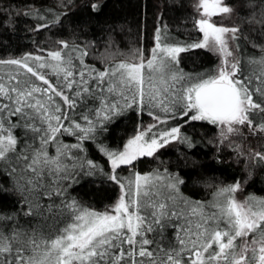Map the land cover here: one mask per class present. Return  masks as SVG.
Returning <instances> with one entry per match:
<instances>
[{
  "label": "snow or ice",
  "instance_id": "1",
  "mask_svg": "<svg viewBox=\"0 0 264 264\" xmlns=\"http://www.w3.org/2000/svg\"><path fill=\"white\" fill-rule=\"evenodd\" d=\"M190 6L195 38L175 36L165 6L148 0L145 15L159 8L151 47L116 58L109 35L96 62L95 39L36 38L63 28L82 7L76 0L0 8L13 29L20 16L32 21L34 45L0 56V194L13 202L0 211V264H264V196L237 195L264 166V151L251 146L264 144V0H249L258 39L214 19L236 12L229 0ZM86 7L98 15L102 0ZM197 50L215 62L186 69L184 55ZM132 116V132L115 139L117 123ZM170 150L171 166L162 158ZM146 157L157 161L149 171L138 168ZM226 157L245 158L247 177L221 181L211 199L185 193L189 183H211L195 179L204 160ZM84 185L111 186L115 198L86 203L77 192Z\"/></svg>",
  "mask_w": 264,
  "mask_h": 264
},
{
  "label": "trees",
  "instance_id": "2",
  "mask_svg": "<svg viewBox=\"0 0 264 264\" xmlns=\"http://www.w3.org/2000/svg\"><path fill=\"white\" fill-rule=\"evenodd\" d=\"M9 0H0V8L6 7ZM12 3L22 5L31 2V0H11ZM46 6L55 5L57 0H40ZM153 4L164 5V19L168 22L171 31L175 36L185 38L186 36L196 37L197 32L191 30V21H186V17L191 13V0H152ZM236 7L231 17H216L219 22L225 24L241 23L244 32L252 39H258L260 33V25L255 21L249 22L248 17L253 9L249 7V0H229ZM77 5L82 7L72 14L68 21L65 22L63 28L52 29L51 32L40 30L37 39L47 41L51 45L56 36L70 38L73 32L77 33L78 42L83 40H97L99 47L96 49V57L90 62H96V59L105 51V41L111 35L113 43L108 46V52L114 54L116 58H125L135 47L144 44L146 47H151V37L156 24V13L158 7H153L147 11L145 15L144 6L148 0H102V10L99 14L90 13L87 9V0H76ZM259 7V3H257ZM6 15L0 11V56L11 54H19L22 51L31 50L34 45L30 42L33 38L31 33L26 31L25 25H31L32 21L26 17L20 16L18 22L13 29L11 26H6L4 21ZM145 33L147 38L144 39ZM50 37L52 39H50ZM247 51L252 54L259 55L260 49L254 47L252 43L247 44ZM111 58V57H110ZM215 62V56L203 50H197L194 54H185L183 66L186 69H191L193 66L207 67L209 62ZM131 115V114H130ZM145 122L150 118L145 114L143 116ZM136 123V117L131 119H123L117 123L113 130V137L117 140L126 138V134H130ZM216 129L213 127L208 132L207 137L215 134ZM239 142V141H238ZM245 151L247 148V140L243 141ZM257 150L264 151V144L257 145L253 142L251 145ZM212 148L208 152L210 157ZM229 154L235 155L231 150H227ZM170 162V166L174 165L177 159L175 150H170L162 157ZM198 160H202V156H197ZM244 159L241 158V163H236L235 160L229 162L227 157L225 163L215 164L211 160H204L206 171L202 175H196V180H211V183L206 186L205 183H189L184 189L185 193L194 196L195 199L207 200L211 199V193L215 190V185L221 181L231 182L237 177H247L249 169L244 166ZM183 163V161H181ZM191 167V161L188 162ZM251 165L252 162L249 161ZM157 161L151 157L142 158V162L138 165L139 169L149 171L156 167ZM199 165L196 166L199 169ZM77 192L80 197L86 202L94 206L101 207L103 204L109 203L115 198L116 190L111 186L98 187L96 185L77 186ZM249 194L264 196V166L257 165L254 168V175L248 180L246 186L237 193L239 199H244ZM13 202L7 194H0V211H10Z\"/></svg>",
  "mask_w": 264,
  "mask_h": 264
}]
</instances>
